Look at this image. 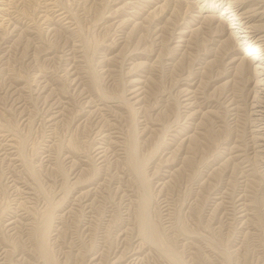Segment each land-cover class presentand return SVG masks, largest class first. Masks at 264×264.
Listing matches in <instances>:
<instances>
[{
    "label": "rangeland",
    "instance_id": "1",
    "mask_svg": "<svg viewBox=\"0 0 264 264\" xmlns=\"http://www.w3.org/2000/svg\"><path fill=\"white\" fill-rule=\"evenodd\" d=\"M202 4L0 0V264H51L37 244L47 213L54 264H264V167L245 152L248 91L211 23L220 9L204 8L205 20L192 6ZM188 74L204 106L193 122L176 93ZM134 143L147 186L128 159ZM146 187L163 248L140 233Z\"/></svg>",
    "mask_w": 264,
    "mask_h": 264
},
{
    "label": "bare ground",
    "instance_id": "2",
    "mask_svg": "<svg viewBox=\"0 0 264 264\" xmlns=\"http://www.w3.org/2000/svg\"><path fill=\"white\" fill-rule=\"evenodd\" d=\"M146 1L148 7H152L151 4L158 0H142ZM165 1V0H164ZM169 1V0H168ZM223 0H202V5H192L194 8L199 9L197 12L200 14L198 17H203L205 20L207 17L203 16L201 13L204 8H207L205 12L214 11L216 8L220 9L219 15H209L211 17V23H216L220 26V36L225 37V40H220L222 44L227 45L229 52L227 54L228 65L230 68L236 69L241 76L243 77V85L244 89L248 91L247 93V100L245 106L247 108V120L249 125V135L247 136V145L245 144V151L246 155H252L253 157H260V161H262L264 167V0H228L225 6L221 7V2ZM124 2V1H123ZM128 2V1H127ZM179 2V1H178ZM90 3V2H89ZM126 3V2H125ZM158 3V2H157ZM84 4V2H83ZM131 4V3H127ZM156 4V3H155ZM121 5V4H120ZM159 5V4H158ZM157 5V6H158ZM83 6V5H82ZM125 6V5H124ZM159 7V6H158ZM166 7V6H165ZM190 7V6H189ZM128 8V7H127ZM132 8V7H130ZM155 8V6H154ZM63 9V8H62ZM133 9V8H132ZM142 10V9H141ZM189 10V9H188ZM144 11V10H143ZM162 12V11H161ZM118 13V12H117ZM121 13V12H120ZM207 14V13H206ZM73 15V14H72ZM112 15V14H111ZM124 15V14H123ZM130 15V14H129ZM143 13L135 12L132 14L135 19H141ZM68 17V16H67ZM147 17V16H146ZM130 18V17H129ZM19 19V18H18ZM123 19V18H122ZM126 19V18H124ZM132 19V17H131ZM149 19V18H148ZM142 20V19H141ZM140 20V21H141ZM151 20V19H150ZM19 21V20H18ZM129 21V19H128ZM136 21V20H135ZM156 21V20H155ZM209 21V20H208ZM121 22V21H120ZM151 22V21H150ZM149 22V23H150ZM166 22V21H165ZM200 22V21H199ZM203 22V20H202ZM66 23V22H65ZM76 23V22H75ZM131 23V22H130ZM141 23V22H140ZM139 23V24H140ZM172 23V22H171ZM210 23V22H209ZM20 24V23H19ZM135 24V23H134ZM178 24V23H177ZM208 24V23H207ZM111 25V24H110ZM109 25V26H110ZM115 25V24H114ZM133 25V24H132ZM137 25V24H136ZM214 25V24H213ZM216 25V27H217ZM67 26V25H66ZM199 26V25H197ZM196 26V27H197ZM63 27V26H62ZM125 27V26H124ZM200 27V26H199ZM145 28V27H144ZM191 28V27H190ZM195 28V27H194ZM214 32L215 31V27ZM142 29V27H141ZM172 29V28H171ZM188 29V28H187ZM118 30V29H117ZM195 30L191 29L179 32L180 34V41H184L183 38L187 34L194 32ZM17 32V31H16ZM51 32V31H50ZM54 32V31H53ZM74 33V32H73ZM211 33V32H210ZM110 34V33H109ZM151 34V33H150ZM29 36V35H28ZM114 37V36H112ZM74 38V37H73ZM75 39V38H74ZM124 39V38H123ZM186 40V38H185ZM68 41V40H67ZM177 41V40H176ZM219 41V42H220ZM114 43V42H113ZM4 44V43H3ZM81 44V43H80ZM111 45V44H110ZM181 45V44H180ZM59 47V46H58ZM61 47V46H60ZM82 47V46H81ZM67 48V47H66ZM74 48V47H73ZM186 48V46H185ZM227 49V50H228ZM3 50V49H2ZM60 51V50H59ZM174 51V50H173ZM176 51V50H175ZM178 51V50H177ZM211 51V50H210ZM132 52V51H130ZM226 53V52H225ZM81 54V53H80ZM184 54V53H183ZM134 56V55H133ZM73 57V56H72ZM84 57V56H83ZM179 60V59H177ZM85 61V60H84ZM178 62V61H177ZM60 64V63H59ZM194 64V63H193ZM192 64V65H193ZM3 65V64H2ZM67 65V64H66ZM163 65V64H162ZM3 67V66H2ZM69 67V66H68ZM168 67V66H167ZM203 67V66H202ZM235 70V72H236ZM145 71V70H144ZM61 72V71H60ZM148 72V71H147ZM187 72V71H186ZM46 73V72H45ZM51 73V72H50ZM122 73V72H121ZM131 73V72H130ZM32 74V73H31ZM40 74V73H39ZM38 74V75H39ZM48 75V74H47ZM192 75V74H191ZM36 76V75H35ZM34 76V77H35ZM224 76V75H223ZM191 76L186 75L183 80L184 83L177 84V97L180 100L182 107L186 110V113L189 112L187 116V120H191L193 122L195 117L199 111H195V108L198 107V110H201L204 106L202 104L198 105V97L200 91L196 86L195 82H189ZM59 78V77H58ZM215 78V77H214ZM8 79V77H7ZM34 79V78H33ZM65 79V78H64ZM194 79V78H193ZM36 80V79H35ZM80 81V80H79ZM33 82V81H32ZM48 82V81H47ZM69 82V80H68ZM71 83V82H70ZM2 84V83H1ZM39 84V83H38ZM138 80H131L130 86L136 87L135 89L132 88L131 94L133 98H137V103L141 101V94H142V87L139 86ZM8 85V84H7ZM78 85V84H77ZM127 85V84H126ZM29 86V85H28ZM60 86V85H59ZM139 86V87H137ZM174 86V85H173ZM176 86V85H175ZM12 87V86H11ZM66 87V86H65ZM3 88V87H2ZM87 89V88H86ZM129 89V88H128ZM7 90V89H5ZM35 90V89H34ZM143 90V89H142ZM29 91V90H28ZM64 91V90H63ZM76 91V90H75ZM244 92V91H243ZM59 93V92H58ZM5 94V93H4ZM24 94V93H23ZM14 95V94H13ZM64 95V94H63ZM26 96V95H25ZM100 96V95H99ZM211 96V95H210ZM8 97V96H7ZM128 97V96H127ZM167 97V96H166ZM173 97V96H172ZM103 98V97H102ZM129 98V97H128ZM45 99V98H44ZM132 99V97H131ZM36 100V99H35ZM106 100V99H105ZM1 101V100H0ZM16 101V100H15ZM55 101V100H54ZM53 101V102H54ZM93 101V100H92ZM135 101V102H136ZM219 101V100H218ZM58 102V101H57ZM61 102V101H60ZM127 105L129 103L128 99H125ZM241 102V101H240ZM18 103V102H17ZM33 103V102H32ZM52 103V102H51ZM50 103V104H51ZM94 103V102H93ZM100 103V102H99ZM124 103V104H125ZM223 103V102H222ZM57 105V104H56ZM27 106V105H26ZM60 106V105H59ZM230 106V105H229ZM244 106V105H243ZM43 107V106H42ZM51 107V106H50ZM84 107V106H83ZM26 108V107H25ZM55 108V107H52ZM51 108V109H52ZM238 106H234L233 110H238ZM17 109V108H16ZM144 109V108H143ZM142 109V110H143ZM204 109V108H203ZM60 110V109H59ZM10 111V110H9ZM90 113H94V111L89 110ZM192 111V112H190ZM241 112V111H240ZM34 113V112H33ZM38 113V112H37ZM201 113V111H200ZM211 115L214 116L213 111L210 112ZM88 114V113H87ZM104 115V114H103ZM52 116V115H51ZM54 116V115H53ZM58 116V115H57ZM212 116V117H213ZM35 117V115H34ZM140 117V116H139ZM211 117V118H212ZM51 119L53 117H50ZM216 118V117H215ZM114 119V118H113ZM235 119V118H234ZM63 120V118H62ZM90 120V119H88ZM99 120V119H98ZM92 121V120H91ZM25 122V121H24ZM89 122V121H88ZM95 122V121H94ZM190 122V126L191 123ZM246 122V121H245ZM42 123V122H41ZM48 124V123H47ZM180 124V123H179ZM212 124V123H211ZM193 125V124H192ZM188 126L189 128H191ZM109 127V126H108ZM219 127V126H218ZM229 127V126H228ZM1 129V128H0ZM50 129V128H49ZM3 130V129H2ZM6 130V129H5ZM4 130V131H5ZM196 130V129H195ZM232 130V129H231ZM107 131V130H106ZM176 131V129L174 130ZM11 133V132H10ZM103 133V132H102ZM106 133V132H105ZM104 133V135H105ZM108 133V132H107ZM92 134V133H91ZM110 134V133H109ZM103 136V134H101ZM178 137V135H175ZM190 139L191 136L186 137ZM10 139V138H9ZM92 139V138H91ZM103 139V138H102ZM193 140V139H192ZM104 141V140H103ZM9 142V141H8ZM98 142V141H97ZM110 142V141H109ZM10 143V142H9ZM103 143V142H101ZM11 144V143H10ZM236 146V145H235ZM95 147V146H94ZM234 147V146H233ZM237 146L236 148H238ZM3 148V147H2ZM96 148V147H95ZM20 149V148H19ZM18 149V150H19ZM98 149H101L99 147ZM92 150V149H91ZM240 148L236 150L232 157V160H238L240 157H243L244 154L240 153ZM15 151V150H14ZM136 146L135 143L132 144L128 151V159L133 168V170L145 180L144 174V167L143 163L140 162L137 158L136 154ZM5 152V151H4ZM96 152V151H95ZM110 152V150H109ZM225 152V151H224ZM15 153V152H14ZM75 153V152H74ZM100 153L103 151H99L98 154L101 156ZM230 155V154H229ZM18 156V155H17ZM231 156V155H230ZM2 158V157H1ZM222 159V158H221ZM231 159V158H230ZM259 159V158H258ZM243 162V161H242ZM13 163V162H10ZM260 163V162H259ZM215 164V163H214ZM13 168V167H12ZM11 169V168H10ZM13 170V169H12ZM15 173V172H13ZM246 173V172H245ZM263 173V172H262ZM230 174V173H229ZM16 175V173H15ZM237 176V175H236ZM12 179V178H11ZM259 181V180H258ZM10 182V181H9ZM8 183V182H7ZM12 183V182H11ZM15 183V182H14ZM145 185L147 186V181L145 180ZM163 185V184H162ZM211 185V184H210ZM213 186V185H212ZM215 186V185H214ZM254 187V186H253ZM19 188V187H18ZM218 189V188H217ZM220 189V188H219ZM22 190V189H21ZM143 195L140 205H139V221H140V233L141 235L149 240L151 243L155 244L154 247L157 246L165 247L166 244L159 233L157 226L150 220L149 218V206H150V196L147 191ZM227 190V189H226ZM237 191V190H236ZM257 191V190H256ZM25 192V190H24ZM27 192V191H26ZM227 192V191H226ZM19 193V192H18ZM243 193V192H242ZM248 193V192H247ZM253 193V192H252ZM256 193V192H255ZM91 194V193H90ZM236 194V193H235ZM238 194V193H237ZM13 195V194H12ZM20 195V194H19ZM253 195V194H252ZM18 196V195H17ZM26 196V195H25ZM218 196V195H217ZM220 196V195H219ZM225 196V195H224ZM246 196V195H245ZM237 203H238V214H241V217L244 216V211L246 204L242 196H237ZM215 198V197H214ZM27 200V199H26ZM31 200V199H30ZM28 201V200H27ZM216 202V201H215ZM218 203V201H217ZM247 203V202H246ZM251 203V202H250ZM221 204V203H219ZM249 204V203H248ZM234 205V204H233ZM236 205V204H235ZM209 206V205H208ZM231 206V205H230ZM224 207V206H223ZM237 209V208H236ZM250 212V211H249ZM19 213V212H18ZM228 213V212H227ZM28 219V218H27ZM50 215L47 213L44 215V221L41 226L37 228L38 233V240L37 244L39 249L41 250L42 254L44 255L45 259L54 264V260L51 254L48 252L47 249V238H48V231L50 229ZM138 219V218H137ZM245 220V219H244ZM249 220V219H248ZM10 222V221H9ZM251 222V221H250ZM231 223V222H230ZM247 223V221H246ZM10 224V223H9ZM226 224V223H225ZM139 225V224H138ZM247 225V224H246ZM239 226V225H238ZM140 237V236H139ZM157 245V246H156ZM137 246V245H136ZM140 247V246H139ZM123 248V247H122ZM121 248V249H122ZM138 248V247H137ZM3 249V248H2ZM136 249V248H135ZM132 250V249H131ZM3 251V250H2ZM0 253V257L3 256L5 251ZM135 251V250H134ZM143 251V250H142ZM128 252V251H127ZM121 253V252H120ZM172 253V252H171ZM125 254V253H124ZM97 255V254H96ZM130 255V254H129ZM146 256V255H145ZM4 257V256H3ZM2 257V259H3ZM117 257V256H116ZM95 258V257H94ZM97 259V258H96ZM109 259V258H108ZM140 260V259H139ZM128 261V260H127ZM131 261V260H129ZM113 262V261H112ZM135 262V261H133ZM4 263V262H3ZM136 263V262H135ZM139 263V262H138Z\"/></svg>",
    "mask_w": 264,
    "mask_h": 264
}]
</instances>
